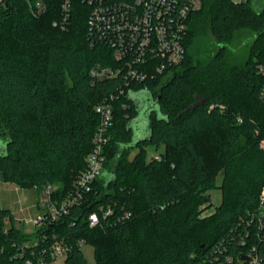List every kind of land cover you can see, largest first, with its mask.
Returning a JSON list of instances; mask_svg holds the SVG:
<instances>
[{"label":"trees","instance_id":"trees-1","mask_svg":"<svg viewBox=\"0 0 264 264\" xmlns=\"http://www.w3.org/2000/svg\"><path fill=\"white\" fill-rule=\"evenodd\" d=\"M61 2L0 4V171L20 186L57 184L55 200L86 166L100 121L95 105L122 84L121 76L92 79V66L115 63L112 50L88 39L90 6L80 0L61 27ZM262 2L203 0L188 19L183 61L114 98L103 173L87 201L48 226L74 245L68 264H86L81 238L94 246L95 264H248L242 256L258 239L242 243L241 234L264 186ZM242 28L253 38L240 64L227 44ZM208 34L215 49L202 42ZM143 129L149 138L137 142ZM148 146L164 147L160 159H148ZM219 173L221 202L202 216ZM100 205L112 213L90 226ZM8 216L14 220L0 205V241L8 247L1 264H24L8 256L12 242L28 238L6 225Z\"/></svg>","mask_w":264,"mask_h":264},{"label":"built area","instance_id":"built-area-1","mask_svg":"<svg viewBox=\"0 0 264 264\" xmlns=\"http://www.w3.org/2000/svg\"><path fill=\"white\" fill-rule=\"evenodd\" d=\"M74 0H62L61 27H65L71 13ZM90 6L88 16L89 38L92 43H103L112 50L115 63L92 66L90 74L93 80L121 76L122 84L116 92L104 97L95 105L100 117L92 138V148L86 156V166L76 176L72 189L59 200L54 199L57 184L47 183L36 186L39 193L38 205L41 214L24 220L31 224V231L22 230L27 236L20 243L12 242L8 253L10 259H23L24 264H46L58 257L71 253L74 245L55 232H49L48 226L54 224L71 207L87 201L88 193L93 190L95 179L100 177L106 160V146L111 139L110 129L114 124L113 100L133 83H141L147 78L165 75L167 70L180 64L186 53L184 40L188 33L190 14L202 7L203 0H80ZM243 1V0H234ZM246 1V0H245ZM6 3V0H0ZM264 4V0L262 2ZM38 11L44 9L37 2ZM56 25L57 22H54ZM257 71L264 79V62L257 64ZM128 91H133L129 88ZM260 98L264 100V81L260 87ZM264 147V140L260 142ZM160 159V154H155ZM102 215L92 211L88 216L90 226L100 224L101 217L106 218L112 209L100 205ZM15 220V218H14ZM20 222H23L20 220ZM246 230L241 234L242 243L255 234L258 243H253L243 258L248 264H264V186L259 196L257 208L246 221ZM15 226V225H14ZM19 228L18 226H16ZM5 232L8 231L6 227ZM85 239L78 240L82 248ZM7 245L0 241V253L6 252ZM10 249V248H9ZM1 264V260H0Z\"/></svg>","mask_w":264,"mask_h":264},{"label":"rangeland","instance_id":"rangeland-1","mask_svg":"<svg viewBox=\"0 0 264 264\" xmlns=\"http://www.w3.org/2000/svg\"><path fill=\"white\" fill-rule=\"evenodd\" d=\"M248 0L239 1L242 4ZM257 7L256 3L253 4ZM253 33L248 29H239L235 35V39L228 43L227 46L231 51V59L236 63H242L250 53V45L252 44ZM215 37L208 34L203 39V44L211 46V49H215L218 46ZM196 53V52H195ZM264 140V139H263ZM205 148H208L205 146ZM163 146H148V159L155 157L160 150H163ZM135 151V150H134ZM211 149H207V159L211 163L218 166V160ZM220 172V171H219ZM104 175L109 178V173L104 172ZM223 175L219 173L216 178L217 187L210 188L208 190L210 199L206 201L202 207L204 210L202 216L212 212L216 206L221 202L222 191L219 185L222 183ZM39 193L38 189L33 185L20 186L16 182L7 181L4 179L2 172L0 171V205L7 208L15 216L13 220L10 216L6 217L5 223L8 226H18L22 230L31 231L34 227L31 224H26L24 220L29 217H38L41 214L42 208L38 205ZM22 220L23 222H20ZM82 251L86 258V264H95V248L92 244L88 243L82 247ZM46 264H68L65 257H58L56 259L48 261Z\"/></svg>","mask_w":264,"mask_h":264},{"label":"water","instance_id":"water-1","mask_svg":"<svg viewBox=\"0 0 264 264\" xmlns=\"http://www.w3.org/2000/svg\"><path fill=\"white\" fill-rule=\"evenodd\" d=\"M258 2H259V0H255L256 5H257V4L259 5ZM258 5H257V6H258ZM133 95H134V93H133L131 96H133ZM134 98H137V96L135 95ZM158 100H159V98H158ZM144 121H145V120H144ZM136 131H137V132L135 133V138H137V139H136L137 142H139V141L142 140V139L149 138V137H148V134H147V130L143 129V130H141V131H139V130H136ZM242 258H248V256H247V255H243Z\"/></svg>","mask_w":264,"mask_h":264},{"label":"crops","instance_id":"crops-1","mask_svg":"<svg viewBox=\"0 0 264 264\" xmlns=\"http://www.w3.org/2000/svg\"><path fill=\"white\" fill-rule=\"evenodd\" d=\"M14 216V215H13ZM14 218H15V216H14Z\"/></svg>","mask_w":264,"mask_h":264}]
</instances>
